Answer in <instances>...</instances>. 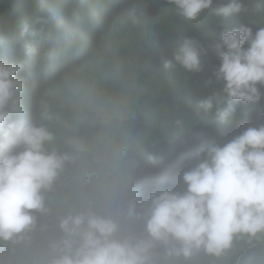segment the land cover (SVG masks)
<instances>
[{
    "label": "trees",
    "instance_id": "obj_1",
    "mask_svg": "<svg viewBox=\"0 0 264 264\" xmlns=\"http://www.w3.org/2000/svg\"><path fill=\"white\" fill-rule=\"evenodd\" d=\"M30 1L0 0V20ZM174 1L155 31L131 23L117 52L96 41L64 87L36 91L67 119L59 159L73 177L51 210L115 188L149 212L133 257L98 248L80 264H264V0L238 2L253 30L235 56L215 36L203 43L202 0Z\"/></svg>",
    "mask_w": 264,
    "mask_h": 264
},
{
    "label": "clouds",
    "instance_id": "obj_2",
    "mask_svg": "<svg viewBox=\"0 0 264 264\" xmlns=\"http://www.w3.org/2000/svg\"><path fill=\"white\" fill-rule=\"evenodd\" d=\"M202 1L209 15L206 31H212L203 43L215 36L235 56L253 30L236 10L240 0ZM171 4L175 1L31 0L7 26L0 20V47L6 54L0 59V264H80L98 248L123 260L135 255L149 212L126 191L99 189L98 200L80 189L66 202L64 214L51 210L73 177L71 163L59 159L67 119L31 104L34 93L24 81L35 80L38 94L50 83L64 87L69 70L88 58L96 41L115 53L120 31L133 22L155 31L162 7ZM7 90H13L12 100ZM35 174L41 176L40 195L29 189ZM2 192L16 200L4 202Z\"/></svg>",
    "mask_w": 264,
    "mask_h": 264
},
{
    "label": "bare ground",
    "instance_id": "obj_3",
    "mask_svg": "<svg viewBox=\"0 0 264 264\" xmlns=\"http://www.w3.org/2000/svg\"><path fill=\"white\" fill-rule=\"evenodd\" d=\"M30 61H31V60H30ZM30 61H29V62H30ZM26 65H28V63L25 64V68H26V70H28L29 68H28V66L26 67ZM59 81H61V80H59ZM9 85H10V87L13 86V84H9ZM7 93L9 94V98H7V100H12L13 97H12L11 95H12V93H13V90H12V92H9V91L7 90ZM4 110H10V109H7V108H6V109H4ZM76 178H77V177H76ZM77 200L80 201V202H82L81 199H77Z\"/></svg>",
    "mask_w": 264,
    "mask_h": 264
},
{
    "label": "rangeland",
    "instance_id": "obj_4",
    "mask_svg": "<svg viewBox=\"0 0 264 264\" xmlns=\"http://www.w3.org/2000/svg\"><path fill=\"white\" fill-rule=\"evenodd\" d=\"M2 197H3V201L4 202H6V203H8L9 204V202H10V197H9V195H1ZM8 207H9V205H8Z\"/></svg>",
    "mask_w": 264,
    "mask_h": 264
}]
</instances>
